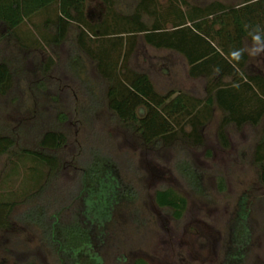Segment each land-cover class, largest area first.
I'll use <instances>...</instances> for the list:
<instances>
[{
  "label": "rangeland",
  "instance_id": "rangeland-1",
  "mask_svg": "<svg viewBox=\"0 0 264 264\" xmlns=\"http://www.w3.org/2000/svg\"><path fill=\"white\" fill-rule=\"evenodd\" d=\"M160 1L165 5L169 0ZM120 2L127 13L135 5V0ZM87 9L88 16L96 20L98 4L90 0ZM23 32L19 34L22 41L39 38L34 30ZM75 35L71 27L64 42L43 51L24 52L12 42L0 44V61L10 65L13 81L11 90L0 96V136L11 138L16 148L30 150H39L40 138L47 132L62 133L66 141L52 152L59 161L56 178L41 195L18 204L11 228L0 231L4 264L69 262L60 259L40 227L26 222L23 215L34 210L55 216L73 206L81 170L94 158L115 164L132 195L113 209L104 243L93 240L91 249L84 247L76 255L77 264H134L138 259L146 264H230L235 254L242 257L239 264H264V188L252 163L259 129L245 126L237 131L229 126V146L224 148L217 138L221 114L216 109L202 129L201 146L179 138L169 146L144 147L107 109L105 82L76 46ZM48 58L53 64L46 72ZM129 65L146 73L159 93L174 89L198 98L205 94V81L189 80L178 55L154 50L141 39ZM249 69L264 73V55L250 57ZM5 167L3 156L0 179ZM20 174L14 182H3L0 193L19 195L26 190L31 184ZM24 174L28 176L29 171ZM165 188L176 190L187 201L180 220L154 203V192Z\"/></svg>",
  "mask_w": 264,
  "mask_h": 264
},
{
  "label": "trees",
  "instance_id": "trees-1",
  "mask_svg": "<svg viewBox=\"0 0 264 264\" xmlns=\"http://www.w3.org/2000/svg\"><path fill=\"white\" fill-rule=\"evenodd\" d=\"M89 1L0 0V44L12 42L24 52L43 51L59 46L74 27L76 46L105 82L107 109L144 147L169 146L179 138L201 146L202 129L217 109L221 114L217 138L224 148L229 146V126L237 131L245 126L259 129L252 163L264 188V74L250 71L249 56L238 64L228 56L231 49L247 43L244 23H259L264 28V0H169L165 5L160 0H135L128 13L120 8V0H94L100 8L96 20L88 16ZM30 29L39 38L31 43L22 41L19 34ZM139 39L154 50L180 56L187 65L188 78L205 81L204 96L173 89L156 91L146 73L129 65ZM52 64L48 58L46 72ZM215 66L221 68L219 75L213 71ZM12 82L10 65L1 60L0 96L11 90ZM65 143L62 133L52 131L42 135L39 150H30L16 148L11 138L0 136V158L6 157L0 190L3 182H14L20 171L31 184L19 195L15 191L0 193V231L11 228L18 204L41 195L56 178L59 161L52 152ZM19 166L22 168L17 169ZM222 181L219 179L223 189ZM79 183L78 192L72 195L74 205L65 209L68 214L59 211L46 216L45 212L30 210L23 215L26 222L40 227L60 259L69 260L67 264H77L76 255L84 247L91 249L93 240L104 243L113 209L132 195V189L118 176L116 165L105 158L91 160L81 170ZM154 203L170 211L174 220H180L187 209L186 199L172 188L155 191ZM230 260V264H239L242 257L235 254ZM0 264H4L1 259ZM134 264L146 263L138 259Z\"/></svg>",
  "mask_w": 264,
  "mask_h": 264
},
{
  "label": "clouds",
  "instance_id": "clouds-1",
  "mask_svg": "<svg viewBox=\"0 0 264 264\" xmlns=\"http://www.w3.org/2000/svg\"><path fill=\"white\" fill-rule=\"evenodd\" d=\"M242 28L245 32L247 43L243 47L231 49L228 53L231 61L237 64L245 55L249 57L264 55V28L259 23H244ZM213 71L216 75H219L221 73L220 66H215ZM234 87H238V85H234Z\"/></svg>",
  "mask_w": 264,
  "mask_h": 264
},
{
  "label": "crops",
  "instance_id": "crops-1",
  "mask_svg": "<svg viewBox=\"0 0 264 264\" xmlns=\"http://www.w3.org/2000/svg\"><path fill=\"white\" fill-rule=\"evenodd\" d=\"M180 57V56H179ZM181 58V57H180ZM182 59V58H181ZM183 60V59H182ZM184 61V60H183ZM184 63H185V61H184ZM185 66H186V74H187V65H186V63H185ZM264 74V73H263ZM188 77V76H187ZM189 79V78H188ZM189 80H192V79H189ZM171 90V89H170ZM174 90V89H173ZM166 92V91H165ZM190 94V93H189ZM191 96H194V95H192V94H190ZM194 97H196V96H194Z\"/></svg>",
  "mask_w": 264,
  "mask_h": 264
}]
</instances>
